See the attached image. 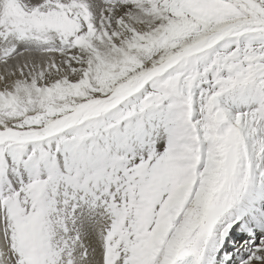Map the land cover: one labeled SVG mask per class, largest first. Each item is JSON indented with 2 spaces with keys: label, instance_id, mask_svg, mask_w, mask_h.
I'll return each instance as SVG.
<instances>
[{
  "label": "snow or ice",
  "instance_id": "snow-or-ice-1",
  "mask_svg": "<svg viewBox=\"0 0 264 264\" xmlns=\"http://www.w3.org/2000/svg\"><path fill=\"white\" fill-rule=\"evenodd\" d=\"M0 264H264V0H0Z\"/></svg>",
  "mask_w": 264,
  "mask_h": 264
}]
</instances>
